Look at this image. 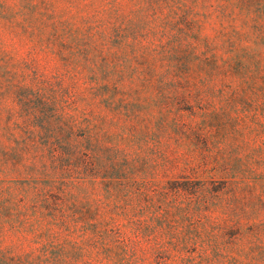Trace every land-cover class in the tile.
Instances as JSON below:
<instances>
[{
	"label": "rangeland",
	"instance_id": "1",
	"mask_svg": "<svg viewBox=\"0 0 264 264\" xmlns=\"http://www.w3.org/2000/svg\"><path fill=\"white\" fill-rule=\"evenodd\" d=\"M0 264H264V0H0Z\"/></svg>",
	"mask_w": 264,
	"mask_h": 264
}]
</instances>
